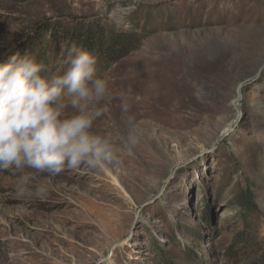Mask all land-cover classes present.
Wrapping results in <instances>:
<instances>
[{"label": "rangeland", "instance_id": "obj_1", "mask_svg": "<svg viewBox=\"0 0 264 264\" xmlns=\"http://www.w3.org/2000/svg\"><path fill=\"white\" fill-rule=\"evenodd\" d=\"M67 16L146 33L96 66L110 95L91 131L111 134L117 159L0 172V264L263 261L264 0H0V50ZM22 176L45 198L18 196Z\"/></svg>", "mask_w": 264, "mask_h": 264}, {"label": "clouds", "instance_id": "obj_2", "mask_svg": "<svg viewBox=\"0 0 264 264\" xmlns=\"http://www.w3.org/2000/svg\"><path fill=\"white\" fill-rule=\"evenodd\" d=\"M62 63L66 70L49 76L27 54L0 62V172L56 176L81 165L103 169L117 159L111 134L91 131L104 110L96 105L110 95L109 81L96 75L97 57L72 43ZM68 107L75 114L65 116ZM28 183L22 176L18 196L45 198L46 187Z\"/></svg>", "mask_w": 264, "mask_h": 264}, {"label": "trees", "instance_id": "obj_3", "mask_svg": "<svg viewBox=\"0 0 264 264\" xmlns=\"http://www.w3.org/2000/svg\"><path fill=\"white\" fill-rule=\"evenodd\" d=\"M145 34L135 30L110 29L97 20L84 17H52L36 23L28 32L19 34L14 44L2 48L0 62L7 61L13 55L27 54L45 64L48 69L47 63L54 53L63 49L62 54L66 56L68 47L75 43L97 57L98 67L109 69L136 50ZM50 45L53 50L47 55ZM258 264H264V259Z\"/></svg>", "mask_w": 264, "mask_h": 264}]
</instances>
